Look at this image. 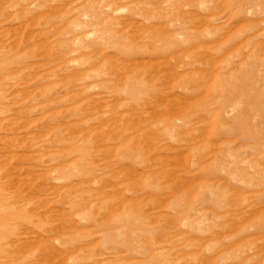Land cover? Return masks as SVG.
Listing matches in <instances>:
<instances>
[{"label":"rangeland","instance_id":"rangeland-1","mask_svg":"<svg viewBox=\"0 0 264 264\" xmlns=\"http://www.w3.org/2000/svg\"><path fill=\"white\" fill-rule=\"evenodd\" d=\"M0 264H264V0H0Z\"/></svg>","mask_w":264,"mask_h":264}]
</instances>
